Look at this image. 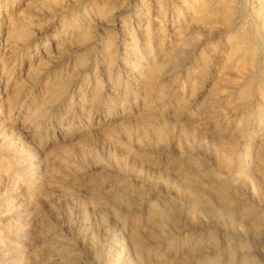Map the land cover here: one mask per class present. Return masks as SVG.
<instances>
[{"label": "rangeland", "instance_id": "374dc122", "mask_svg": "<svg viewBox=\"0 0 264 264\" xmlns=\"http://www.w3.org/2000/svg\"><path fill=\"white\" fill-rule=\"evenodd\" d=\"M263 61L264 0H0V264H264Z\"/></svg>", "mask_w": 264, "mask_h": 264}, {"label": "bare ground", "instance_id": "6f19581e", "mask_svg": "<svg viewBox=\"0 0 264 264\" xmlns=\"http://www.w3.org/2000/svg\"><path fill=\"white\" fill-rule=\"evenodd\" d=\"M20 31H21V29H20ZM22 31H24V30H22ZM17 32V31H16ZM27 37V35H24L23 37ZM86 37V36H85ZM84 38V37H83ZM20 39V38H19ZM240 46V45H239ZM239 46H237L238 47V49H241ZM255 49H256V46L253 44L252 45V47H250V48H248L247 50H245V54L246 53H250V54H253L254 53V51H255ZM251 56V55H250ZM258 61V60H257ZM263 64H264V61H263ZM264 66V65H263ZM245 93H246V88H244V89H242V90H240V94H242V95H245ZM158 134V133H157ZM156 134V135H157ZM243 172V171H242ZM162 219V218H161ZM164 219V218H163ZM163 219H162V221H163ZM173 244V243H172Z\"/></svg>", "mask_w": 264, "mask_h": 264}]
</instances>
